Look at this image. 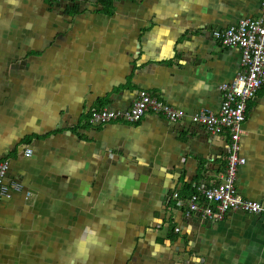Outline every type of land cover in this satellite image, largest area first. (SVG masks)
Segmentation results:
<instances>
[{
	"label": "crops",
	"instance_id": "0c3cea01",
	"mask_svg": "<svg viewBox=\"0 0 264 264\" xmlns=\"http://www.w3.org/2000/svg\"><path fill=\"white\" fill-rule=\"evenodd\" d=\"M261 1L0 0V160L21 185L0 196V264H264V216L186 206L220 181L228 130L150 112L87 120L140 90L217 113L243 66L212 32L258 17ZM241 128L235 185L264 203V84Z\"/></svg>",
	"mask_w": 264,
	"mask_h": 264
},
{
	"label": "built area",
	"instance_id": "2783aa9c",
	"mask_svg": "<svg viewBox=\"0 0 264 264\" xmlns=\"http://www.w3.org/2000/svg\"><path fill=\"white\" fill-rule=\"evenodd\" d=\"M212 33L224 46L240 48V63L243 66V71L238 72L234 80L219 86L222 98L217 113L209 109L186 113L173 108L148 91L140 90L129 107L93 108L87 120L92 125H103L111 121L134 123L140 121L145 113L150 112L172 122L188 120L190 123L205 126L213 134L223 129L228 130L230 146L225 156L224 173L218 182L195 186L194 193L187 200L188 211H197L209 220H221L231 210L264 216V203L244 198L235 185L237 166L244 162L239 153V139L247 102L255 98L258 89L264 84V0L261 1V14L258 17L242 19L235 25L223 30H214ZM24 154L29 156L31 149L25 148ZM8 168L9 160L6 158L0 160V196L8 195L10 190L21 188L18 182H5ZM185 249V243L181 239L178 251Z\"/></svg>",
	"mask_w": 264,
	"mask_h": 264
},
{
	"label": "trees",
	"instance_id": "16d2710c",
	"mask_svg": "<svg viewBox=\"0 0 264 264\" xmlns=\"http://www.w3.org/2000/svg\"><path fill=\"white\" fill-rule=\"evenodd\" d=\"M49 2H53V1H55V0H48ZM101 3L103 4V5H107L106 3H107V0H101Z\"/></svg>",
	"mask_w": 264,
	"mask_h": 264
},
{
	"label": "bare ground",
	"instance_id": "6f19581e",
	"mask_svg": "<svg viewBox=\"0 0 264 264\" xmlns=\"http://www.w3.org/2000/svg\"><path fill=\"white\" fill-rule=\"evenodd\" d=\"M261 88V87H260ZM259 90V89H258Z\"/></svg>",
	"mask_w": 264,
	"mask_h": 264
}]
</instances>
